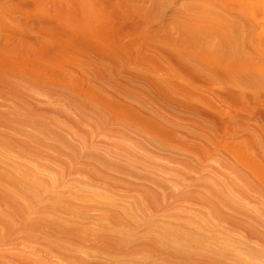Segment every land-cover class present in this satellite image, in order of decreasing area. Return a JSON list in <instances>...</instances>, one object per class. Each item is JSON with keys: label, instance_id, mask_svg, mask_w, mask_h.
Wrapping results in <instances>:
<instances>
[{"label": "bare ground", "instance_id": "obj_1", "mask_svg": "<svg viewBox=\"0 0 264 264\" xmlns=\"http://www.w3.org/2000/svg\"><path fill=\"white\" fill-rule=\"evenodd\" d=\"M0 264H264V0H0Z\"/></svg>", "mask_w": 264, "mask_h": 264}]
</instances>
